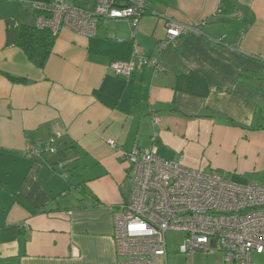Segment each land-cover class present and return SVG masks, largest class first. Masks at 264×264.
Instances as JSON below:
<instances>
[{"label": "crops", "instance_id": "crops-1", "mask_svg": "<svg viewBox=\"0 0 264 264\" xmlns=\"http://www.w3.org/2000/svg\"><path fill=\"white\" fill-rule=\"evenodd\" d=\"M171 20L189 28L160 49ZM34 21L0 0V264H117L119 155L134 146L230 181L264 166V0H148L134 32L124 18L92 37L60 30L43 68L17 45ZM134 53L163 70L117 76L111 62Z\"/></svg>", "mask_w": 264, "mask_h": 264}, {"label": "built area", "instance_id": "built-area-1", "mask_svg": "<svg viewBox=\"0 0 264 264\" xmlns=\"http://www.w3.org/2000/svg\"><path fill=\"white\" fill-rule=\"evenodd\" d=\"M22 1L35 13L38 28L54 34L68 29L92 37L100 19H128L134 32L147 12L148 0H95L91 10L67 0ZM187 28L168 21L159 48L169 42L175 44ZM143 66L163 70L156 58L136 53L130 60L110 64L121 77H130ZM153 120H158L154 114ZM108 143L115 146L114 140ZM25 149L39 152L33 142ZM119 157L128 164L131 187L113 212L117 264H166V231L183 232L179 252L186 257L197 251H220L225 263L264 264L251 259L252 253L264 255V185L255 181L237 184L218 171L166 160L155 148L134 146Z\"/></svg>", "mask_w": 264, "mask_h": 264}, {"label": "rangeland", "instance_id": "rangeland-1", "mask_svg": "<svg viewBox=\"0 0 264 264\" xmlns=\"http://www.w3.org/2000/svg\"><path fill=\"white\" fill-rule=\"evenodd\" d=\"M239 178L233 179L234 183L245 184L248 180L258 182L264 185V166H255L253 170H249L246 176L237 172ZM165 242L167 249L166 264H224V254L215 251L211 254H205L202 251L195 252L192 256L186 257L179 252V247L184 240V234L181 231H166ZM251 259L255 263H264V255L252 253Z\"/></svg>", "mask_w": 264, "mask_h": 264}, {"label": "trees", "instance_id": "trees-1", "mask_svg": "<svg viewBox=\"0 0 264 264\" xmlns=\"http://www.w3.org/2000/svg\"><path fill=\"white\" fill-rule=\"evenodd\" d=\"M56 34L47 28H38L35 25H20L17 45L21 48L29 61L38 68H43L47 62ZM12 82H25L21 77L6 75ZM229 264V263H224Z\"/></svg>", "mask_w": 264, "mask_h": 264}]
</instances>
